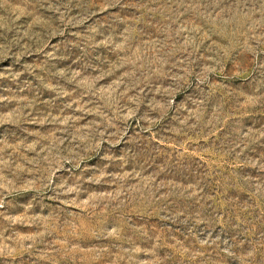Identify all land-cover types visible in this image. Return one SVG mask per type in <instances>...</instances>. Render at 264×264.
<instances>
[{
    "label": "rangeland",
    "instance_id": "374dc122",
    "mask_svg": "<svg viewBox=\"0 0 264 264\" xmlns=\"http://www.w3.org/2000/svg\"><path fill=\"white\" fill-rule=\"evenodd\" d=\"M0 264H264V0H0Z\"/></svg>",
    "mask_w": 264,
    "mask_h": 264
}]
</instances>
